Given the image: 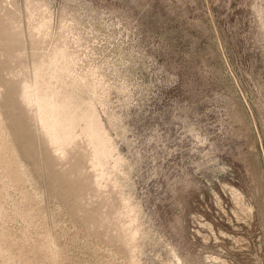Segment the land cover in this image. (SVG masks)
Here are the masks:
<instances>
[{
	"label": "rangeland",
	"instance_id": "rangeland-1",
	"mask_svg": "<svg viewBox=\"0 0 264 264\" xmlns=\"http://www.w3.org/2000/svg\"><path fill=\"white\" fill-rule=\"evenodd\" d=\"M7 2L24 60L0 45V264H264V0ZM38 21L37 51L60 47L35 67ZM24 77L86 137L88 196L30 150Z\"/></svg>",
	"mask_w": 264,
	"mask_h": 264
},
{
	"label": "bare ground",
	"instance_id": "bare-ground-1",
	"mask_svg": "<svg viewBox=\"0 0 264 264\" xmlns=\"http://www.w3.org/2000/svg\"><path fill=\"white\" fill-rule=\"evenodd\" d=\"M7 3H8L7 0H0V45L6 50L7 59L5 60V58H4L5 64L13 62V61H21L22 59L24 60V58H23L24 52H23V48H22V46H23V37L22 36L23 35H22L21 30H20L21 28L18 24L19 21H17V18H18L17 12L18 11L16 12V11H14L15 9L12 10V8L7 7L6 6ZM33 4L30 3V1H29V6L27 9L29 16L32 18L34 16L35 12L38 11V6L36 4H35L36 6ZM38 5H40V4H38ZM11 6H12V4H11ZM40 7H42V6H40ZM14 8H16V7H14ZM41 9H39V10H41ZM42 12H45V10ZM37 15L40 16L41 13H39ZM39 16H36V17L40 18L41 16L40 17ZM18 20H20V18H18ZM29 20H31V19H29ZM39 24H40V22L38 24L32 26L33 27V28H31L32 32L30 33L31 34L30 36H32V37H29V38H31V40L33 39L34 46L36 49V51L33 53V64L35 67L44 65L47 61H49L50 58L53 57L55 51L60 47L59 45L58 46L54 45L55 47L49 53H45V52L41 53L42 51L41 52L37 51V46L40 43L39 42L40 40L38 41V39H39L38 35L40 33H44V34L46 33L48 35V33H47L48 29L47 30H45V29L40 30L38 28ZM31 25H33V24H31ZM46 34H45V36H46ZM45 36H44V38H45ZM42 38H43V36H42ZM45 40H47V39L45 38L44 41ZM47 41H49V37H48ZM45 43H46V41H45ZM39 47H41V46H39ZM38 49H41V48H38ZM1 61H3V60H1ZM1 64H2V62H0V81H3V80H5V78L3 76V70L4 69H3V67H1ZM4 68H5V66H4ZM26 68H24V69H26ZM9 71H11V70H9ZM11 83H12V86H11L12 93L11 94L13 96L15 105L17 106V108L20 111L21 121H19V122L24 123L23 124V131H25L26 133L32 134V136H34V140L29 143L30 150L36 154L40 145L42 147H44L45 162H48L49 167L53 166L54 169H55V166L62 164L64 161L68 162L67 164H70L72 162L70 164V165H72L70 171L68 170V173L65 172L64 176L59 177V179H60V181H59L60 186L59 187H61V189L63 188V190L65 192H66V190L68 192L69 191H78V192H80L79 196L83 195L85 193V191H88V188H87V186L83 187V185H85V183L83 184V183H81V181H82V177H84L83 176L84 172H86V170L84 171V169L85 168L91 169V167H92V164H91L92 150L90 149V152L88 155L87 154L88 151L85 153V150L83 151L82 148H80L81 146L79 147V145H81L82 143L78 144L79 143L78 141L80 138H83L85 140L84 142L87 143L86 137L83 134L75 133L72 130L70 125L66 122L61 111H58L52 105H48V104L44 105L41 102V100L39 98V92H38L36 87L31 85V83L29 81V77H24V79H22V80H19L16 82H11ZM83 147H86V145L85 146L83 145ZM87 156L89 159L87 158ZM66 162H64V163L66 164ZM62 167H63V165H62ZM63 169H65V168H63ZM66 170H67V168H66ZM53 173H54V171H53ZM56 174H57V172H56ZM86 174H85V176H86ZM88 176H90V175H88ZM90 177H91L90 178L91 179L90 184L87 183V184H89L88 187L91 188L90 186H92L94 189L97 188L95 186V183H94L93 175L91 174ZM84 181H85V179H84ZM86 181H87V179H86ZM86 188H87V190H84ZM93 188H91V190ZM111 190H112V188H111ZM103 191H105V190L102 189L101 194L103 193ZM65 192H64V195L67 196V193L65 194ZM75 193H77V192H75ZM87 194H88V192H87ZM84 195H86V193ZM106 195H108V194H106ZM75 196H76V194H75ZM86 196H88V195H86ZM79 201H81V200H79ZM78 208H79V206H78ZM116 214H117V212H116ZM89 216H91V215H89ZM94 216L92 218H94ZM108 218H109V216H108ZM133 261L134 260H132V262Z\"/></svg>",
	"mask_w": 264,
	"mask_h": 264
}]
</instances>
